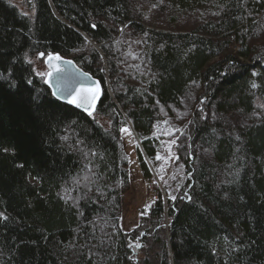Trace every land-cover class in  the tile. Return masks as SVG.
I'll return each instance as SVG.
<instances>
[{"label": "trees", "instance_id": "trees-1", "mask_svg": "<svg viewBox=\"0 0 264 264\" xmlns=\"http://www.w3.org/2000/svg\"><path fill=\"white\" fill-rule=\"evenodd\" d=\"M32 1L30 18L0 0V264H264V0ZM165 4L172 26L149 25ZM37 53L101 82L108 129L52 97ZM160 118L181 128L184 184L124 228L120 131L153 159Z\"/></svg>", "mask_w": 264, "mask_h": 264}, {"label": "rangeland", "instance_id": "rangeland-1", "mask_svg": "<svg viewBox=\"0 0 264 264\" xmlns=\"http://www.w3.org/2000/svg\"><path fill=\"white\" fill-rule=\"evenodd\" d=\"M10 4L15 6L19 12L30 18L34 14V3L32 0H7ZM150 1V0H149ZM154 2V0H152ZM138 4L141 9L146 8L147 0H132V3ZM143 4V5H140ZM155 7V6H154ZM152 7V9L154 8ZM151 9V10H152ZM162 9V10H161ZM169 5H164L160 8L161 12L165 13V16L160 18V10H150L148 15L149 25L165 26L168 25L170 20ZM195 19V16L189 14H179L177 17V23L179 27H188ZM175 25H178V24ZM184 27V28H185ZM257 33V32H256ZM264 34L258 35V41H264ZM236 46H234L235 48ZM44 54L40 53L36 55H27L26 59L31 63L33 71L39 77L44 78L47 75L48 69L44 64ZM110 84L106 80V89L109 90ZM187 113V111H185ZM94 119L104 128H109V121L106 117L94 113ZM128 129L131 135L120 131L121 146L125 152L128 160V187L123 190L121 195V211H120V224L124 228L135 225L137 219L146 217L149 206L155 200L158 193H160L164 200H174L180 195L181 189L184 184L185 174L184 168L177 160L176 156V139L177 133L180 131V126L177 120H168L167 118H160L156 121L154 126L153 137H155L159 146L153 159H149L143 152L140 142L133 131L129 121L124 120L121 129ZM139 151L142 153L143 160H145L151 178L148 180L144 175L141 167L139 166L138 155ZM157 156L160 159H157ZM30 181H35L30 178ZM169 218L164 217L163 228L167 234ZM143 254L138 251L137 255H134L133 259L141 260Z\"/></svg>", "mask_w": 264, "mask_h": 264}, {"label": "water", "instance_id": "water-1", "mask_svg": "<svg viewBox=\"0 0 264 264\" xmlns=\"http://www.w3.org/2000/svg\"><path fill=\"white\" fill-rule=\"evenodd\" d=\"M40 55L42 56L43 53H40ZM50 56H58L60 59H53L50 61ZM44 64L48 69L44 82L49 88L52 97L61 103L88 114L83 108H77L74 104H70L68 101L76 96V94L82 89L94 90L97 85H99L102 92L100 81L92 77L88 72L79 68L73 60L60 55L47 54L44 57ZM52 65H55V67H52ZM53 93L56 94L54 95Z\"/></svg>", "mask_w": 264, "mask_h": 264}, {"label": "snow or ice", "instance_id": "snow-or-ice-1", "mask_svg": "<svg viewBox=\"0 0 264 264\" xmlns=\"http://www.w3.org/2000/svg\"><path fill=\"white\" fill-rule=\"evenodd\" d=\"M59 60L60 58L57 57H49V60ZM71 63V62H68ZM52 67H55V65H52ZM50 75V74H49ZM255 75V73H253ZM253 87H256L257 85L253 83ZM54 95L56 93H53ZM101 95V90L99 88V85L95 87V89H82L80 92L76 94L72 99H70L68 102L70 104H74L77 108H83L89 116L93 114V111L95 109L96 101L99 99ZM122 132L127 133L128 135H131L128 129H121ZM157 159H160L159 156H157Z\"/></svg>", "mask_w": 264, "mask_h": 264}, {"label": "bare ground", "instance_id": "bare-ground-1", "mask_svg": "<svg viewBox=\"0 0 264 264\" xmlns=\"http://www.w3.org/2000/svg\"><path fill=\"white\" fill-rule=\"evenodd\" d=\"M7 1V0H6ZM91 75V74H90ZM92 76V75H91ZM93 77V76H92ZM97 79V78H96ZM101 83V82H100Z\"/></svg>", "mask_w": 264, "mask_h": 264}]
</instances>
